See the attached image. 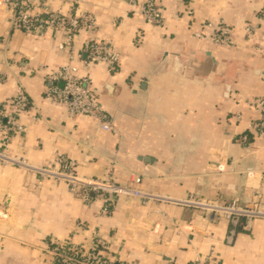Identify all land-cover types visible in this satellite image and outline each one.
I'll use <instances>...</instances> for the list:
<instances>
[{"label": "crops", "instance_id": "1", "mask_svg": "<svg viewBox=\"0 0 264 264\" xmlns=\"http://www.w3.org/2000/svg\"><path fill=\"white\" fill-rule=\"evenodd\" d=\"M33 1L64 15H93L94 35L120 52L116 71L77 63L116 131L92 117L71 118L44 98L46 75L67 62L58 49L65 35L15 30L12 12L0 5V103L22 91L31 106L22 135L7 140L0 133L1 150L35 165L62 153L81 174L124 185L138 176V188L176 199L264 207V138L239 142L258 117L247 99L264 96V0H156L163 27L144 23L129 0ZM188 7L193 20L183 13ZM206 21L229 25L234 47L202 40ZM88 36H75L77 50ZM102 204L82 202L62 181L0 163V264H52L43 251L49 239L84 242L95 233L109 242L116 264H264V219L233 227L162 201L119 196L105 215Z\"/></svg>", "mask_w": 264, "mask_h": 264}, {"label": "built area", "instance_id": "2", "mask_svg": "<svg viewBox=\"0 0 264 264\" xmlns=\"http://www.w3.org/2000/svg\"><path fill=\"white\" fill-rule=\"evenodd\" d=\"M137 8L141 20L149 25L163 27L166 16L156 0H129ZM0 5L6 6L12 12V27L29 35H45L50 30L64 33L63 40L58 44V49L67 56V62L58 69L46 75V89L44 98L50 103L64 109L71 118L79 116L92 117L100 121L101 127L107 131L115 132L108 113L99 101L97 88L92 85L88 74L80 75L82 64L90 68L95 64L103 65L109 71H116L121 63V54L111 41H104L94 35L96 29L95 17L89 13L81 15H64L53 11L33 0H0ZM184 15L194 19V10L186 8ZM259 24L262 26L264 40V9L259 15ZM206 33L199 34L202 40H208L219 47H234L231 27L227 24L206 21ZM86 31V38L81 49L74 45L75 36ZM244 34L248 37L254 35V27L247 25ZM246 105L258 117L251 119L247 124L246 132L239 137L243 145L249 143L251 138H264V96H253L247 99ZM31 106L20 91L6 101L0 103V133L7 137L22 135L26 125L21 117ZM240 120L241 115L237 114ZM0 163L16 166L42 178L62 181L68 191L84 203L92 204L96 199L102 200L101 214L111 211L115 199L119 196L131 197L142 204L162 201L200 210L208 215H216L227 219L236 227L241 219L251 221L264 219V207L259 201L240 205L236 201L224 203L219 200H209L190 195L186 198H172L138 188L140 177H134V185H124L116 182L113 176L105 178L92 177L78 171V163L62 153H55L46 164L35 165L21 156H13L0 149ZM53 257L52 264H116L110 255L109 242L95 233L90 240L76 242L74 237L64 240L49 239L43 249ZM192 264H205L196 259Z\"/></svg>", "mask_w": 264, "mask_h": 264}, {"label": "water", "instance_id": "3", "mask_svg": "<svg viewBox=\"0 0 264 264\" xmlns=\"http://www.w3.org/2000/svg\"><path fill=\"white\" fill-rule=\"evenodd\" d=\"M200 198H202V197H200ZM205 199V198H204ZM246 205V204H245Z\"/></svg>", "mask_w": 264, "mask_h": 264}]
</instances>
